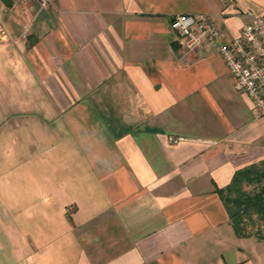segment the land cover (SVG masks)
I'll return each instance as SVG.
<instances>
[{"label": "crops", "instance_id": "1", "mask_svg": "<svg viewBox=\"0 0 264 264\" xmlns=\"http://www.w3.org/2000/svg\"><path fill=\"white\" fill-rule=\"evenodd\" d=\"M12 1L0 134L30 165L17 264H264V237L238 236L220 194L264 161V115L220 53L264 0ZM178 14L223 37L185 51Z\"/></svg>", "mask_w": 264, "mask_h": 264}, {"label": "built area", "instance_id": "2", "mask_svg": "<svg viewBox=\"0 0 264 264\" xmlns=\"http://www.w3.org/2000/svg\"><path fill=\"white\" fill-rule=\"evenodd\" d=\"M42 4L46 0H40ZM241 32L221 45L220 53L235 79V88L246 93L257 116L264 115V15L248 12ZM171 27L187 52L196 51L207 42L220 40L223 32L206 16L178 14ZM177 142V138H171Z\"/></svg>", "mask_w": 264, "mask_h": 264}, {"label": "rangeland", "instance_id": "3", "mask_svg": "<svg viewBox=\"0 0 264 264\" xmlns=\"http://www.w3.org/2000/svg\"><path fill=\"white\" fill-rule=\"evenodd\" d=\"M31 1L32 3H29L28 8L31 7V4L34 5L37 0ZM25 12L26 10H22L21 14ZM23 17L25 18V15ZM23 23L25 31L29 21L25 19ZM1 80L2 74L0 71ZM0 118L4 120V117ZM13 139L11 135L0 134V264H17L14 250L16 248L17 235L19 237L20 232L15 230L12 212L22 202L24 203L28 200L27 198L30 196L29 194L25 195L24 192L25 190L30 191V182L23 181L25 177L30 175L29 163L24 164V158L29 150L22 149L24 158L21 164L19 161V165H17V154L20 151L16 146L10 148L9 144H12ZM247 188L251 189L252 186ZM21 197L23 198L21 199Z\"/></svg>", "mask_w": 264, "mask_h": 264}, {"label": "trees", "instance_id": "4", "mask_svg": "<svg viewBox=\"0 0 264 264\" xmlns=\"http://www.w3.org/2000/svg\"><path fill=\"white\" fill-rule=\"evenodd\" d=\"M12 6V0H3ZM248 186H252L248 189ZM220 194L240 237H264V161L237 171Z\"/></svg>", "mask_w": 264, "mask_h": 264}]
</instances>
